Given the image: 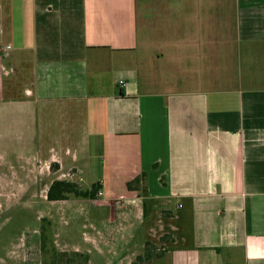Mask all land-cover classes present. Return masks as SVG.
<instances>
[{
  "label": "crops",
  "instance_id": "crops-1",
  "mask_svg": "<svg viewBox=\"0 0 264 264\" xmlns=\"http://www.w3.org/2000/svg\"><path fill=\"white\" fill-rule=\"evenodd\" d=\"M0 169L7 199L99 181L58 201L97 255L156 200L180 231L156 264H264V0H2Z\"/></svg>",
  "mask_w": 264,
  "mask_h": 264
},
{
  "label": "rangeland",
  "instance_id": "rangeland-1",
  "mask_svg": "<svg viewBox=\"0 0 264 264\" xmlns=\"http://www.w3.org/2000/svg\"><path fill=\"white\" fill-rule=\"evenodd\" d=\"M5 71L9 72L6 66ZM83 177L79 186L89 189L88 179ZM46 181L32 183L30 194L21 199H16L19 186H14L13 199H7L3 194L11 186L0 180V264H48L53 251L79 252L87 257L86 264H127V259L132 260L131 264H156L162 254L178 245L180 231L176 221L161 208L159 201L149 200L143 207L142 232L109 235L112 239L121 237L120 241L124 238V243L114 241V255H97L86 245V238L94 233L86 218L88 207H74L67 212L58 201H47L43 191ZM139 194L142 195L140 191ZM98 230L99 238L109 234L101 226ZM144 247L151 250L152 258L136 260L132 255L142 248L140 256H143Z\"/></svg>",
  "mask_w": 264,
  "mask_h": 264
},
{
  "label": "trees",
  "instance_id": "trees-1",
  "mask_svg": "<svg viewBox=\"0 0 264 264\" xmlns=\"http://www.w3.org/2000/svg\"><path fill=\"white\" fill-rule=\"evenodd\" d=\"M126 188L129 191H140L142 194L146 193L145 188V173L134 178L132 181L126 183ZM101 189L99 181L92 184L88 190H82L79 186L73 182L67 181H53L46 192L45 198L49 202L64 201L69 197L77 199H95L97 193ZM48 264H86L87 257L79 252H72L67 254L65 252H52ZM152 258L151 250L144 247L143 256H138L136 260H149Z\"/></svg>",
  "mask_w": 264,
  "mask_h": 264
},
{
  "label": "built area",
  "instance_id": "built-area-1",
  "mask_svg": "<svg viewBox=\"0 0 264 264\" xmlns=\"http://www.w3.org/2000/svg\"><path fill=\"white\" fill-rule=\"evenodd\" d=\"M118 85H119L120 87H123V86H124V82H123V81H119V82H118ZM78 180L81 181L80 178H79ZM97 196H98V197L101 196V193L98 192V193H97ZM119 202H120V201H116L117 204H119Z\"/></svg>",
  "mask_w": 264,
  "mask_h": 264
}]
</instances>
